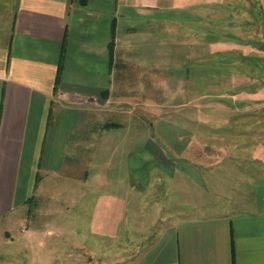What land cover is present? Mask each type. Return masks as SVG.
Returning a JSON list of instances; mask_svg holds the SVG:
<instances>
[{
	"label": "crops",
	"instance_id": "crops-1",
	"mask_svg": "<svg viewBox=\"0 0 264 264\" xmlns=\"http://www.w3.org/2000/svg\"><path fill=\"white\" fill-rule=\"evenodd\" d=\"M199 2L206 12H221L222 5ZM153 7L147 0H0V219L32 203L49 174L60 179L58 173L68 171L76 188L89 191L74 198L78 217L69 235L78 255L73 260L63 250L65 262L92 264L98 256L78 239L93 232L81 229V206L96 212L103 203L110 212L113 202H124L121 227L105 228L123 253L108 255L107 262L101 258V264H264V134H253L264 101L249 106L246 131L245 112L238 98L224 93L232 90L223 83L214 143L209 132L185 131L189 142L182 147L172 140L171 157L149 143L126 152L120 178L111 175L115 139L126 133L113 116L128 99L122 93L154 91L127 85L129 76L155 75L141 55L155 41L154 32L139 37L131 21ZM193 7L190 1L186 11ZM156 57L159 52L147 59ZM225 57L222 52L218 59ZM224 69L218 66L229 75ZM193 90L183 85L174 91ZM202 124H209L207 116ZM72 136L76 142L69 145ZM155 184L167 185L170 208L153 214L151 204L144 212L145 190ZM106 187L105 196L95 198ZM113 187L119 199H112Z\"/></svg>",
	"mask_w": 264,
	"mask_h": 264
},
{
	"label": "rangeland",
	"instance_id": "rangeland-1",
	"mask_svg": "<svg viewBox=\"0 0 264 264\" xmlns=\"http://www.w3.org/2000/svg\"><path fill=\"white\" fill-rule=\"evenodd\" d=\"M147 1L154 6V11L145 12L144 15L136 13L138 18L131 21L137 23L136 32L141 34L139 37L151 36L154 32L155 41L141 55L145 59V68L154 69L155 75L138 77L132 74L128 77L127 85L142 84L147 90L148 86H154V91L122 93L128 99L118 109V114L114 112L113 116L122 123L126 133H123L122 139H115L118 144L110 157L111 165L115 168L111 171L114 178L122 176L119 166L122 161L124 163V155L129 150H139L153 143L171 157L169 152L174 147L172 140L183 147L189 142L186 141L189 140L186 132H209V142L214 143L215 137L212 136L219 133L216 103L221 88H224L223 83L229 84L232 90L224 93L238 98L241 112H245L241 114L246 118L241 124L246 131L249 128V106L264 101V0H210L212 4L209 8L216 3L222 5L221 12L204 11L199 0ZM190 1L194 7L188 12L186 7ZM173 6L175 9L171 8ZM122 30H125V26ZM158 52L160 58L156 57L154 61L147 59L153 54L156 56ZM222 52L226 57L219 60ZM221 65L229 75L223 71L219 73L218 66ZM183 85H192L194 90L182 94L174 91ZM206 104L208 109L205 108ZM201 105H205L203 110L208 113L201 111ZM228 113L225 112L223 116L230 115ZM256 115L262 116L260 123L256 121L254 125L257 134H253L261 137L264 134V117L260 110H257ZM206 116L209 120L207 127L202 124ZM135 133L139 135L137 140L132 139ZM74 140L76 137L72 136L68 144L73 145L76 142ZM197 140L198 144L202 143L200 136ZM175 157L187 161L189 158V161L195 163L189 156ZM66 160L69 162L68 158ZM63 172L58 173L60 179L49 174L50 177L37 189L32 203L0 219V264H79L76 261L65 262L63 250H69L73 260L78 255L73 248V237L69 235L75 229L74 219L78 217L74 198L83 197L89 189L76 188L73 173ZM161 187L155 184L145 190L144 212L152 205L153 214L158 209L170 208L168 187ZM107 189L98 188V196L95 198L105 196ZM112 191V199H119L121 195L117 189L113 187ZM123 205L124 202H113L110 212H105L106 205L103 203L96 205V212L92 208L90 210L91 205L81 206V229L92 227L93 232L78 239L90 247V254L94 251L98 255L91 261L92 264H101V258L107 262L108 255H117L118 258L122 255L119 241H112L105 236V228L121 227ZM57 227H61L60 231L67 235H59Z\"/></svg>",
	"mask_w": 264,
	"mask_h": 264
},
{
	"label": "trees",
	"instance_id": "trees-1",
	"mask_svg": "<svg viewBox=\"0 0 264 264\" xmlns=\"http://www.w3.org/2000/svg\"><path fill=\"white\" fill-rule=\"evenodd\" d=\"M111 46H112V43H111ZM111 51V50H110Z\"/></svg>",
	"mask_w": 264,
	"mask_h": 264
}]
</instances>
